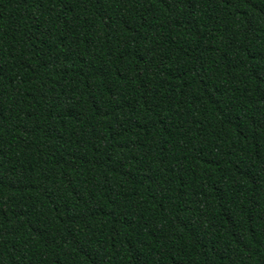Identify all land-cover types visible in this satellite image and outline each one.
Listing matches in <instances>:
<instances>
[{
	"label": "trees",
	"instance_id": "1",
	"mask_svg": "<svg viewBox=\"0 0 264 264\" xmlns=\"http://www.w3.org/2000/svg\"><path fill=\"white\" fill-rule=\"evenodd\" d=\"M0 264H264V0H0Z\"/></svg>",
	"mask_w": 264,
	"mask_h": 264
}]
</instances>
